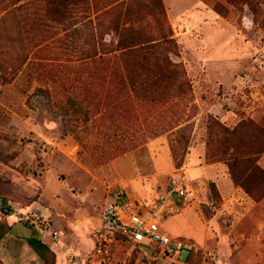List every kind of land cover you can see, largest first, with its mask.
Returning a JSON list of instances; mask_svg holds the SVG:
<instances>
[{"label": "rangeland", "instance_id": "1", "mask_svg": "<svg viewBox=\"0 0 264 264\" xmlns=\"http://www.w3.org/2000/svg\"><path fill=\"white\" fill-rule=\"evenodd\" d=\"M119 18L168 37L157 65L170 58L181 76L135 77L110 25ZM93 40L106 52L97 59L82 51ZM244 156L264 170V0H0V197L62 231L64 264L72 253L97 264L113 192L143 204L174 175L187 195L166 204L161 231L199 249L155 258L120 237L121 264H264V182L249 178L247 192L235 181L247 182ZM224 178L240 193L225 199ZM16 231L8 253L22 251L10 264H44Z\"/></svg>", "mask_w": 264, "mask_h": 264}, {"label": "built area", "instance_id": "2", "mask_svg": "<svg viewBox=\"0 0 264 264\" xmlns=\"http://www.w3.org/2000/svg\"><path fill=\"white\" fill-rule=\"evenodd\" d=\"M186 195L187 189L178 175L170 177L165 195L143 204L135 203L122 190L113 192L103 204L100 213V228L94 248L97 264H121L113 250V244L118 241L119 233L146 251L150 250L155 258L162 256L174 259L184 252L197 251L199 247L193 241L174 238L161 231L159 221L166 204L171 206L176 203V196L181 198ZM170 201L171 204L168 203ZM1 208L7 213L13 212L11 204L3 203ZM13 214L24 223L40 229L44 236L49 235L54 242H62V231L52 228L48 218L23 210H14ZM69 261L71 264H81L74 253L71 254ZM122 264L127 262L124 261Z\"/></svg>", "mask_w": 264, "mask_h": 264}, {"label": "trees", "instance_id": "3", "mask_svg": "<svg viewBox=\"0 0 264 264\" xmlns=\"http://www.w3.org/2000/svg\"><path fill=\"white\" fill-rule=\"evenodd\" d=\"M110 25L115 29L116 33L119 36V46L121 50V55L126 56L128 58H134L135 63L137 65L135 71V77L140 78V81H145L144 77L155 78L162 77L164 75L174 78L181 76V66L179 63L172 61L170 58L167 59L165 67H158L157 62H159L160 58L157 57L161 49L164 48V44L170 42V39L166 36H161L159 38L148 37V35H144V32L141 30L143 27V22L141 19H134L133 21H129L127 19H116L110 22ZM102 42H99L100 46H96V42L93 40V46L90 50L85 47L82 49L83 52H87V58L89 59H97L102 57L104 52L101 49ZM133 60V59H132ZM156 63V64H155ZM146 72L145 74L142 73ZM242 126V125H241ZM245 126H242V128ZM234 134L237 132V129L234 128L231 130ZM263 149H261L259 153H261ZM246 164H250L248 167V173L246 175V181H239L235 177V181L239 183L247 192H252V188L248 186L249 178L253 179L256 184H261L264 182V170L257 164L256 160H253L250 156H244ZM214 185V184H213ZM216 190V186L214 185V192ZM2 204H0L1 208ZM120 237L126 238L120 233L117 235V239ZM127 239V238H126ZM128 240V239H127ZM1 241V235H0ZM28 242L34 246L37 250L38 254L44 259V261L49 263V252H51L54 256L55 253L48 247V245L39 237H31L28 239ZM193 253H188V256ZM52 264H56L53 262Z\"/></svg>", "mask_w": 264, "mask_h": 264}, {"label": "crops", "instance_id": "4", "mask_svg": "<svg viewBox=\"0 0 264 264\" xmlns=\"http://www.w3.org/2000/svg\"><path fill=\"white\" fill-rule=\"evenodd\" d=\"M229 181H230L229 179L224 178V179H222V182L219 183V188H220V190L222 192V195H223V197L225 199H227L226 197L230 198V197L234 196L236 194V192H238L236 190L237 189L236 186L232 182L230 183ZM238 193H240V192H238ZM0 204H3V201L1 199V197H0ZM0 225H5L7 227V231L5 233H0V235H1L0 257H1V259L3 260V262L5 264H10V261H14L15 262V260L16 261L19 260L20 252L22 251L19 248H17L15 251H13L12 256H10V254L8 253V250L10 249V241L7 238V235L9 233L13 232V229H15V228L17 229L16 234H14L15 235L14 237L17 239L18 245L20 244V241L28 242V239L31 238V237H39V238L42 239V235H41L42 231L40 229H38V228L36 229L33 226L27 225V224H25L23 222L16 221L14 215H7V216H5V218L3 216H0ZM22 227H25L26 230H24ZM22 229L24 230V232L22 231ZM163 229H164V232L168 233L165 227H163ZM36 231H39V232L36 233ZM43 241H45V240H43ZM3 243L5 245L6 244L8 245V246H6L5 250L1 249V247L3 246ZM47 245L55 253V258H56L55 259L56 260L55 263L56 264H64L63 263V261H64L63 257L64 256H63L62 250L59 248V245L56 242H54V241L51 242L50 244L47 243ZM70 248L71 247H69V249ZM37 257L40 258L41 261L44 264H48L38 254V252H37ZM38 258H34L33 261L34 262H37V260L40 261Z\"/></svg>", "mask_w": 264, "mask_h": 264}]
</instances>
